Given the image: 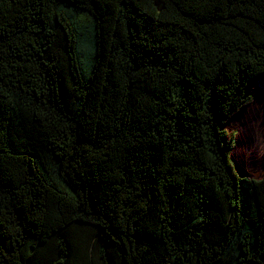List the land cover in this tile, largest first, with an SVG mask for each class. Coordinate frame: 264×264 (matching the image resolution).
<instances>
[{"label":"trees","instance_id":"16d2710c","mask_svg":"<svg viewBox=\"0 0 264 264\" xmlns=\"http://www.w3.org/2000/svg\"><path fill=\"white\" fill-rule=\"evenodd\" d=\"M258 77L264 0H0V264H264Z\"/></svg>","mask_w":264,"mask_h":264},{"label":"rangeland","instance_id":"374dc122","mask_svg":"<svg viewBox=\"0 0 264 264\" xmlns=\"http://www.w3.org/2000/svg\"><path fill=\"white\" fill-rule=\"evenodd\" d=\"M245 96L251 97L252 101L222 129L234 136L233 149L228 160L236 175L261 179L264 174V78L258 77L249 82ZM237 139L238 151L235 149ZM244 153L250 156L249 160L244 159ZM257 153L260 157L255 163Z\"/></svg>","mask_w":264,"mask_h":264},{"label":"water","instance_id":"95a60500","mask_svg":"<svg viewBox=\"0 0 264 264\" xmlns=\"http://www.w3.org/2000/svg\"><path fill=\"white\" fill-rule=\"evenodd\" d=\"M261 78H263V77H261Z\"/></svg>","mask_w":264,"mask_h":264}]
</instances>
